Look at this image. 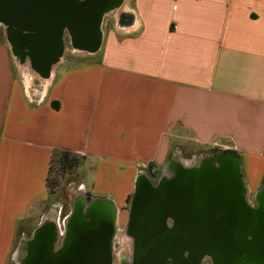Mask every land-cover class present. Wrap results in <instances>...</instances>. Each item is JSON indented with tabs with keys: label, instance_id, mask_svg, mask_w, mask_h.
I'll return each instance as SVG.
<instances>
[{
	"label": "crops",
	"instance_id": "obj_1",
	"mask_svg": "<svg viewBox=\"0 0 264 264\" xmlns=\"http://www.w3.org/2000/svg\"><path fill=\"white\" fill-rule=\"evenodd\" d=\"M121 5L100 24L92 52L65 30L60 57L35 80L0 24V264L51 220L47 180L57 156L77 162L67 200L106 199L123 223L138 178L154 183L187 143L231 154L246 202L259 207L264 0Z\"/></svg>",
	"mask_w": 264,
	"mask_h": 264
},
{
	"label": "water",
	"instance_id": "obj_2",
	"mask_svg": "<svg viewBox=\"0 0 264 264\" xmlns=\"http://www.w3.org/2000/svg\"><path fill=\"white\" fill-rule=\"evenodd\" d=\"M121 2L0 0V23L20 59L46 78L61 55L63 32L80 43L78 49L94 51L102 16ZM143 183H136L131 201L132 220L142 226L148 244L137 264H264V189L259 207L251 208L231 154L217 152L194 167H179L174 179L156 187ZM55 234L51 221L39 225L21 244L23 264H101L98 256L50 254Z\"/></svg>",
	"mask_w": 264,
	"mask_h": 264
},
{
	"label": "flooded vegetation",
	"instance_id": "obj_3",
	"mask_svg": "<svg viewBox=\"0 0 264 264\" xmlns=\"http://www.w3.org/2000/svg\"><path fill=\"white\" fill-rule=\"evenodd\" d=\"M124 20L122 17V21ZM91 41L88 39L84 43L89 44ZM73 43L76 47L80 44L77 41ZM13 50L15 55L20 58L19 50ZM179 167H182L181 162H171L167 173L159 176L154 183L149 182L144 177H139L137 183L144 186L143 182L145 181L150 187H156L164 179H174L177 176ZM131 201L132 198L127 202L125 208L127 211L125 222L127 234L132 240V255L130 260L124 258L120 264H137L136 257L138 253H148V244L147 240H144L143 228L136 219L132 220ZM70 209L69 213L63 214L61 208L58 213V220L51 221L55 228L60 231L56 229L50 254L62 252H68L71 255L87 254L91 257L98 256L101 264H111V246L116 226H118L120 212L116 211L114 206L106 199L92 197L89 194L75 195L70 202ZM61 214L64 215L62 218H60ZM46 238H48L47 234L45 235ZM203 264L210 263L205 262Z\"/></svg>",
	"mask_w": 264,
	"mask_h": 264
},
{
	"label": "rangeland",
	"instance_id": "obj_4",
	"mask_svg": "<svg viewBox=\"0 0 264 264\" xmlns=\"http://www.w3.org/2000/svg\"><path fill=\"white\" fill-rule=\"evenodd\" d=\"M122 2L116 6V8L112 9L111 11H107L104 13L101 19V24L106 27V22L108 16H114L117 14V12L121 9ZM121 5V6H120ZM1 35V34H0ZM2 37V36H1ZM6 38V36H5ZM17 58L18 62H21L22 69L24 76L26 78H33L34 80L42 77L40 74H38L32 65L30 64V61L25 59ZM22 60V61H21ZM183 155H182V167L183 168H191L198 164L199 160L203 157L211 154H215L218 152V150H208L204 149L202 147H197L194 144L187 143L184 144L182 147ZM62 159V157L57 156L54 158V160L51 163L50 166V174L48 176V193L50 198V204H48L46 213L50 217V221H53V218L55 220H58L59 217H53L56 212H58L62 208L63 214H67L70 212V201H68V182L74 180V167L76 166V160L72 158H67L66 160L69 161L68 163H65V160ZM159 176V175H158ZM157 177H153V181H157ZM133 194V193H132ZM73 196V195H72ZM61 214L62 218L64 215ZM123 216V213H122ZM124 220L119 219V224L116 226V232L112 241L111 246V264H120L121 260L125 258V260H130L132 255V240L128 236L126 231V222L123 223ZM61 223V221H59ZM58 229V228H56ZM59 230V229H58ZM60 231V230H59ZM24 233V232H23ZM21 235L18 237L20 238ZM19 240V239H18ZM16 241V246L12 252V256L9 259V262H5V259L1 264H23V260L26 256L25 250H22V243L20 241ZM124 240V241H123ZM126 241V242H125ZM124 255V256H122Z\"/></svg>",
	"mask_w": 264,
	"mask_h": 264
},
{
	"label": "trees",
	"instance_id": "obj_5",
	"mask_svg": "<svg viewBox=\"0 0 264 264\" xmlns=\"http://www.w3.org/2000/svg\"><path fill=\"white\" fill-rule=\"evenodd\" d=\"M62 159H64L65 160V163H68L69 161H67L66 159V157H62ZM63 160V161H64ZM47 186H48V180H47ZM132 196H133V194L130 196V197H128V199H127V202H129L130 201V199L132 198Z\"/></svg>",
	"mask_w": 264,
	"mask_h": 264
},
{
	"label": "bare ground",
	"instance_id": "obj_6",
	"mask_svg": "<svg viewBox=\"0 0 264 264\" xmlns=\"http://www.w3.org/2000/svg\"><path fill=\"white\" fill-rule=\"evenodd\" d=\"M124 241V240H123ZM126 242V241H125Z\"/></svg>",
	"mask_w": 264,
	"mask_h": 264
}]
</instances>
